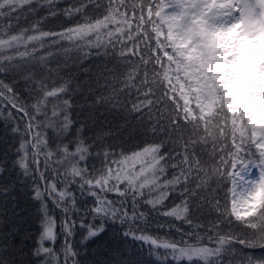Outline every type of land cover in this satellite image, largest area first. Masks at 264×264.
<instances>
[{"label": "snow or ice", "instance_id": "6c2138e0", "mask_svg": "<svg viewBox=\"0 0 264 264\" xmlns=\"http://www.w3.org/2000/svg\"><path fill=\"white\" fill-rule=\"evenodd\" d=\"M0 264H264V0H0Z\"/></svg>", "mask_w": 264, "mask_h": 264}, {"label": "trees", "instance_id": "16d2710c", "mask_svg": "<svg viewBox=\"0 0 264 264\" xmlns=\"http://www.w3.org/2000/svg\"><path fill=\"white\" fill-rule=\"evenodd\" d=\"M59 3L61 4V7L64 6V0H59Z\"/></svg>", "mask_w": 264, "mask_h": 264}]
</instances>
